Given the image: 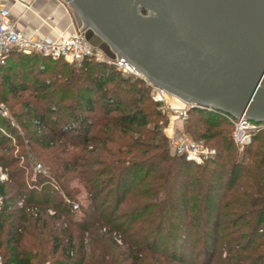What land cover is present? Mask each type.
<instances>
[{"label":"trees","instance_id":"1","mask_svg":"<svg viewBox=\"0 0 264 264\" xmlns=\"http://www.w3.org/2000/svg\"><path fill=\"white\" fill-rule=\"evenodd\" d=\"M0 101L15 121L0 115V264H264V129L240 152L227 119L193 107L186 128L218 153L189 161L148 85L94 59L14 51Z\"/></svg>","mask_w":264,"mask_h":264},{"label":"water","instance_id":"2","mask_svg":"<svg viewBox=\"0 0 264 264\" xmlns=\"http://www.w3.org/2000/svg\"><path fill=\"white\" fill-rule=\"evenodd\" d=\"M64 1L173 95L264 122V0Z\"/></svg>","mask_w":264,"mask_h":264},{"label":"built area","instance_id":"3","mask_svg":"<svg viewBox=\"0 0 264 264\" xmlns=\"http://www.w3.org/2000/svg\"><path fill=\"white\" fill-rule=\"evenodd\" d=\"M14 51L25 54H41L53 59L63 58L68 63L80 62L84 59H94L97 62L114 65L119 71L142 79L150 88L151 96L153 100L159 104V109L169 117V123L165 131L173 153L183 155L187 160L197 164H202L216 157L218 150L215 146L208 144L205 140H196L183 131H178L176 122H184L187 120L189 110L193 108L192 104L185 101L181 102L167 89L155 84L125 57L121 56L119 58V56L116 55L115 58H109L106 57L103 52L95 50L87 41L85 32L81 31V29H75L71 33H60L58 38L51 42L34 37H26L11 18L10 10L7 7H0V65L6 63L7 59ZM173 98L176 99L179 104L170 102ZM199 108L216 112L231 123V136L235 145L240 150H244L251 145L255 135L264 129V122L252 121L248 118L230 114L212 107L200 106ZM0 115L10 119L12 123L15 124L8 107L3 102H0ZM168 129L170 130L169 132H167ZM34 170L43 175L49 174L48 169L39 162L35 164ZM0 180H9L8 170L3 166H0ZM52 184L55 189H60V186L54 178H52ZM63 197L65 201L71 205L74 213L81 212L82 206L78 201L69 198L65 194H63ZM3 202V196L0 194V209ZM50 212L53 213V210L50 209ZM115 234L116 241L121 244V235ZM1 261L2 258L0 256V263ZM46 264L52 263L47 262Z\"/></svg>","mask_w":264,"mask_h":264},{"label":"crops","instance_id":"4","mask_svg":"<svg viewBox=\"0 0 264 264\" xmlns=\"http://www.w3.org/2000/svg\"><path fill=\"white\" fill-rule=\"evenodd\" d=\"M0 7L10 10L11 18L26 37L51 42L60 33H71L80 27L77 14L64 0H0Z\"/></svg>","mask_w":264,"mask_h":264},{"label":"rangeland","instance_id":"5","mask_svg":"<svg viewBox=\"0 0 264 264\" xmlns=\"http://www.w3.org/2000/svg\"><path fill=\"white\" fill-rule=\"evenodd\" d=\"M74 10V9H73ZM80 21V20H79ZM80 23V27H79V29H82L83 28V23L80 21L79 22ZM87 32V33H86ZM85 32V36H86V39H87V41L95 48V50H97V51H100V52H103V54L106 56V57H109V58H115V52H114V50L111 48V46L106 42V41H104L102 38H99V37H96L94 34L93 35H91V33H90V30H87ZM100 42H101V44H103V46H104V49H102L101 47H100ZM0 102H2V101H0ZM11 102H13V100L11 99ZM170 102H172L173 104H179V102L177 101V100H175L174 98L173 99H171V101ZM4 103V102H3ZM5 104V103H4ZM6 105V104H5ZM7 106V105H6ZM8 107V106H7ZM9 109V108H8ZM9 111H10V109H9ZM167 116V115H166ZM168 117V116H167ZM186 121V120H185ZM185 121L184 122H181V121H178V122H176V124H177V127H178V131L180 132V131H183L184 133H186L187 135H189V136H191L192 137V135L189 133V131H188V129L186 128V126H185ZM168 123H169V117H168ZM167 126H168V124L166 125V127L164 128V132H165V134H166V128H167ZM170 130L168 129L167 130V132H169ZM167 136V135H166ZM193 138V137H192ZM239 151L240 152H242L243 150H240L239 149ZM71 188L72 189H76L77 190V193H76V195H75V199L74 200H76V201H78L80 204H81V206H82V208L83 207H87L88 206V204L90 203V198H89V194H88V192H87V190H86V188L84 187V185L79 181V179H73L72 181H71ZM21 204H22V202H21ZM82 208H81V212H78V213H74V219L75 220H80L81 219V217H82V215H83V213H82ZM53 210V209H52ZM55 210H53V213H51L50 212V209H49V213L50 214H55V212H54ZM115 233H114V237H115ZM120 244V243H119ZM121 244H123V240H122V243ZM49 262H51V261H49ZM52 263V262H51Z\"/></svg>","mask_w":264,"mask_h":264},{"label":"bare ground","instance_id":"6","mask_svg":"<svg viewBox=\"0 0 264 264\" xmlns=\"http://www.w3.org/2000/svg\"><path fill=\"white\" fill-rule=\"evenodd\" d=\"M176 98H177L178 100H180L181 102H184L181 98H179V97H177V96H176ZM175 100H176V99H175Z\"/></svg>","mask_w":264,"mask_h":264}]
</instances>
